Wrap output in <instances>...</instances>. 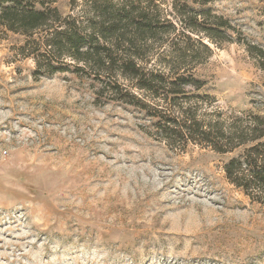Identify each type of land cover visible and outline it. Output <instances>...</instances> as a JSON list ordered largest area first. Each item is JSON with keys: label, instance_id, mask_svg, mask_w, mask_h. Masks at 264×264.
Instances as JSON below:
<instances>
[{"label": "rangeland", "instance_id": "1", "mask_svg": "<svg viewBox=\"0 0 264 264\" xmlns=\"http://www.w3.org/2000/svg\"><path fill=\"white\" fill-rule=\"evenodd\" d=\"M197 2L240 35L207 43V104L190 107L230 127L264 116V74L236 43L264 47V0ZM22 43L0 27V264H264V207L222 171L236 154L164 143L88 76L34 80Z\"/></svg>", "mask_w": 264, "mask_h": 264}, {"label": "trees", "instance_id": "2", "mask_svg": "<svg viewBox=\"0 0 264 264\" xmlns=\"http://www.w3.org/2000/svg\"><path fill=\"white\" fill-rule=\"evenodd\" d=\"M58 2L0 0V27L23 38L34 80L88 76L98 97L144 112L164 143L236 154L223 164L226 182L264 207V116L242 111L230 127L190 107L207 104L195 73L212 55L207 43H232L235 26L197 0H68L66 15ZM236 43L264 74V47Z\"/></svg>", "mask_w": 264, "mask_h": 264}]
</instances>
